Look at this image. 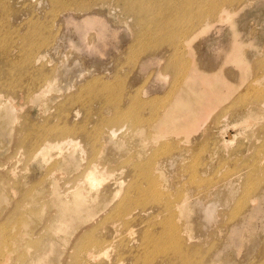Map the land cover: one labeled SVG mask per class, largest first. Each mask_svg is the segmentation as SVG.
I'll list each match as a JSON object with an SVG mask.
<instances>
[{
  "label": "rangeland",
  "instance_id": "rangeland-1",
  "mask_svg": "<svg viewBox=\"0 0 264 264\" xmlns=\"http://www.w3.org/2000/svg\"><path fill=\"white\" fill-rule=\"evenodd\" d=\"M70 1L62 0L51 6L47 0H2L5 9L10 11L6 15L0 12V68L11 61L10 65L17 66V71L9 76L12 67L6 66L4 76H0V82L10 86L0 89V264H180L182 262L174 257L169 247L158 249L156 235L159 228L166 229L162 221L172 211L169 205L177 197L184 195L183 198H187L195 192V200L188 199L182 214L171 218L178 227L185 224L188 234L197 241V261L264 264V199L257 202L261 212L252 219L248 216L250 200L260 198L264 191V150L260 148L264 140L258 128L261 122L264 123V115L247 119L243 126L232 127L231 124L233 120L239 121L249 106L264 100V0H238L226 5L230 17H206L204 13L203 19L198 20L190 14L180 16L166 9L168 3L179 0H132L135 1V13L124 7V1L131 0H101L98 5H94L93 0ZM198 1L204 10L210 7V0ZM31 11L37 14L34 17V20L37 18L34 37H37L26 42L19 36L32 31L29 22L25 21L30 20ZM9 13H16L17 18ZM181 41L184 46L167 61L171 44ZM156 43H162L160 48ZM5 47L8 53L2 55ZM18 50L22 53L16 56ZM169 62L174 65L166 68ZM41 69L49 70L54 78L49 89L41 87ZM184 74L196 76L195 89L206 92L198 91L201 106L195 105V122H191L194 118L190 116L182 121V124L195 123L190 137L192 148L185 144L183 134L168 140H150L148 145L141 146L138 137L134 136L137 129L135 126L130 128L127 119L110 122L119 113L118 107L129 111V105L136 97L142 100L154 98L152 105L140 112L145 117L149 116L150 108L167 105L174 98V94L170 95L174 82L181 80L180 86L188 84V79L182 82L180 78ZM200 76L212 80L210 88L199 85ZM11 81L13 84H7ZM185 89L187 85L183 92ZM73 95H77L76 101L65 106ZM52 97L50 103L46 102ZM43 101L46 104L41 103ZM207 109H212L211 114ZM84 118L87 123L82 122ZM26 124L30 129L54 134L82 124L92 134L87 138L90 140L77 135L71 139L73 144L60 142V148L46 149L39 154L38 144H27L32 136ZM110 127L115 130V137L104 144L103 133ZM151 129H145L144 133ZM229 134L235 135L230 143ZM90 144L94 145L95 152H89ZM58 151L67 156L78 155L75 169L94 163L96 156H99L100 166L108 168L95 188L102 192L99 198L103 196L99 219L109 212L114 218L120 206L126 211L122 215L127 222L140 215V220L133 222L129 229L122 226L123 234L115 250L92 254L88 259L85 252L71 242L72 239L66 241L64 234L57 230L58 216L52 205L48 173L56 174L57 182L62 184L68 171L54 169L52 161H45ZM137 154L140 163L153 156L165 171L166 178L160 189L165 194L163 209L168 212L164 216H153L151 221L146 220L148 213L142 214L138 209L146 196L143 184L130 193L117 191L111 184V180L118 178H125L128 183L131 166L128 163H134L129 160L137 158ZM43 158L46 159L43 161ZM137 160L134 161L137 163ZM3 173L8 181L4 180ZM236 176L238 181L235 182ZM113 195L116 196L111 200ZM149 210L151 214L153 209ZM184 233L181 228L178 237L184 238ZM100 234L101 230L92 233L99 239L104 235ZM123 237H126L125 242ZM127 237L133 238L134 243L127 245ZM122 242L131 252L125 248L119 251ZM178 247L181 244L172 249ZM39 258L41 262L37 263Z\"/></svg>",
  "mask_w": 264,
  "mask_h": 264
},
{
  "label": "bare ground",
  "instance_id": "bare-ground-1",
  "mask_svg": "<svg viewBox=\"0 0 264 264\" xmlns=\"http://www.w3.org/2000/svg\"><path fill=\"white\" fill-rule=\"evenodd\" d=\"M48 3L53 6L56 5L58 2L60 3V1L62 0H47ZM72 1V0H71ZM70 1V2H71ZM88 1V0H87ZM136 1V0H135ZM134 1V2H135ZM141 1V0H140ZM202 1V0H201ZM236 1L238 0H221L220 2H218L217 0H210L211 3L210 7H208L207 10H204L200 5H199V1L198 0H179L178 3L176 2H171L172 4L168 3L167 5V10H170L172 13H178L180 14V16H183L184 14H190L193 18H195L196 20H198L199 18L201 19L204 15V13L207 14L206 17H219V18H227L229 16V12L226 10V5H232L234 4ZM257 1V0H256ZM69 2V1H68ZM81 2V1H79ZM79 2L78 5L79 6ZM94 3V5H98V3H101V0H93L92 1ZM132 0L130 2L128 1H124V7L128 12L131 13H135V3ZM165 2V1H164ZM168 2V1H167ZM63 3V2H62ZM61 3V4H62ZM65 3V2H64ZM73 3V2H72ZM70 3V4H72ZM77 3V1H76ZM76 3H73L76 4ZM147 3V2H146ZM81 4V3H80ZM202 4V3H201ZM207 4V3H206ZM67 5V4H66ZM85 5V4H84ZM83 5V6H84ZM104 5V4H103ZM245 5V4H244ZM64 6V4H63ZM70 6V5H69ZM88 6V5H87ZM68 7V6H67ZM85 7V6H84ZM93 7V6H92ZM91 7V8H92ZM233 7V6H232ZM6 7L2 4V0H0V12H3L4 15L8 14V12L10 11L9 9H5ZM59 8V7H58ZM63 8V7H61ZM81 8V7H80ZM79 8V9H80ZM90 8V7H89ZM53 8L51 7L50 10H52ZM69 9V8H68ZM87 9V7H86ZM192 9V10H191ZM57 10V9H56ZM72 10V9H70ZM191 10V11H190ZM14 11V10H13ZM61 11V10H60ZM46 12V11H45ZM57 12V11H56ZM73 12V11H71ZM36 13V12H35ZM55 14V13H54ZM57 14V13H56ZM166 14V13H165ZM205 14V15H206ZM9 15H13L16 16L15 18H17V14L15 13H9ZM37 15V14H36ZM34 15V13L31 11L29 14L30 20H26V23L29 22V29L31 28L32 31L25 33L23 36H19L21 37L20 40L22 41H33L35 36V33H37V25H36V20H34V17L36 16ZM45 15V14H44ZM3 16V15H2ZM1 16V17H2ZM136 16L138 18H141L138 13H136ZM179 16V17H180ZM188 16V15H187ZM5 17V16H4ZM44 17V16H43ZM56 17V16H54ZM72 17V16H71ZM136 17V18H137ZM172 17V16H171ZM230 17V16H229ZM3 18V17H2ZM6 18V17H5ZM67 18V17H66ZM10 19V18H9ZM49 19V17H48ZM187 19V18H186ZM203 19V18H202ZM1 20V19H0ZM5 20V19H4ZM39 20V19H38ZM63 20V19H62ZM142 20V19H141ZM169 20V18H168ZM178 20V19H177ZM191 21V20H190ZM194 21V20H193ZM4 22V21H3ZM7 22V21H6ZM17 22V21H16ZM15 22V23H16ZM41 22V21H40ZM47 22V20H46ZM68 22V21H67ZM72 22V21H71ZM70 22V23H71ZM154 22V20L152 21ZM171 22V21H170ZM184 22V21H183ZM198 22V21H196ZM1 23V22H0ZM8 23V22H7ZM24 23V22H22ZM45 23V22H44ZM165 23V21H164ZM181 23V22H180ZM35 24V25H34ZM52 24V23H51ZM193 24H195L193 22ZM15 25V24H14ZM31 25V26H30ZM48 25V24H47ZM69 25V24H68ZM169 25V24H168ZM183 25V24H182ZM42 26V24H41ZM184 26V25H183ZM14 27V26H13ZM166 27V26H165ZM173 27V25H172ZM176 27V26H174ZM178 27V26H177ZM181 27V26H180ZM191 27V26H190ZM40 28V27H38ZM45 28V27H44ZM43 28V29H44ZM51 27H49L50 29ZM179 28V27H178ZM192 28V27H191ZM5 29V28H4ZM52 29V28H51ZM57 29V28H56ZM59 29V28H58ZM57 29V30H58ZM164 29V27H163ZM166 30L168 28H165ZM188 29V28H187ZM9 30V29H8ZM26 30V29H25ZM24 30V31H25ZM174 30V29H173ZM12 31V30H11ZM10 31V32H11ZM39 31V30H38ZM183 31V30H182ZM190 31V30H189ZM5 32V31H4ZM3 32V33H4ZM167 32V31H166ZM180 32V31H179ZM2 33V32H1ZM2 33V34H3ZM164 33V32H163ZM182 33V32H181ZM7 34V33H6ZM9 34V33H8ZM13 34V33H12ZM48 34V33H47ZM55 34V33H53ZM15 35V34H14ZM19 35V34H18ZM176 35V34H175ZM174 35V37H175ZM183 35V34H182ZM5 36V34H4ZM3 36V37H4ZM9 36V35H8ZM11 36V34H10ZM55 36V35H54ZM41 37V36H40ZM172 37V36H171ZM181 37V36H180ZM12 38V37H11ZM10 38V39H11ZM189 38V37H188ZM186 38V39H188ZM9 39V38H8ZM55 39V38H54ZM53 39V40H54ZM167 39V38H166ZM170 39V37H169ZM13 40V39H11ZM17 40V39H16ZM171 40V39H170ZM178 40V39H177ZM189 40V39H188ZM19 41V40H18ZM17 41V42H18ZM139 41V38H138ZM136 41V42H138ZM185 41V40H184ZM8 43V40L5 41ZM20 42V41H19ZM18 42V43H19ZM37 42V41H36ZM46 42V41H45ZM158 42V40H157ZM162 42V41H161ZM189 42V41H188ZM187 42V43H188ZM4 43V42H3ZM40 43V42H39ZM48 43V42H47ZM186 43V44H187ZM44 44V43H43ZM42 44V45H43ZM49 44V43H48ZM159 44L157 47L160 48V44L162 43H156ZM169 44V43H168ZM5 45V44H4ZM7 45V44H6ZM14 45V44H13ZM22 45V44H19ZM36 45V44H35ZM39 45V44H38ZM89 43H87V47L91 49L90 46H88ZM145 45V44H144ZM151 45V44H150ZM2 46V44H1ZM33 46V44H32ZM41 46V45H40ZM146 46V45H145ZM184 46V44H182V41L178 44V43H173L171 44V48L168 49V60L170 61V57L172 56V54L174 52H177V50L181 49ZM86 47V48H87ZM154 46H152L153 48ZM156 47V48H157ZM20 48V46L18 47ZM46 48V47H45ZM135 48V47H134ZM147 49V47H145ZM242 48V47H241ZM11 49V48H10ZM24 49V48H23ZM28 49V48H27ZM143 49V48H142ZM12 50V49H11ZM21 50V49H20ZM20 50H18L19 53H17L16 56H19L20 53H22ZM33 50V49H32ZM40 50V49H38ZM37 50V52H38ZM131 50V49H130ZM135 50V49H134ZM14 51V50H13ZM36 51V50H35ZM54 51V50H53ZM146 51V50H145ZM144 51V52H145ZM2 55H6L7 52V48L5 47L2 50ZM28 52V50H27ZM34 52V51H33ZM44 52V51H43ZM143 52V53H144ZM29 53V52H28ZM134 53V52H133ZM238 53V52H237ZM46 54V53H45ZM232 54V53H231ZM243 54V53H242ZM40 55V54H39ZM175 55V54H174ZM182 55V54H181ZM237 55V54H236ZM132 56V55H131ZM134 56V55H133ZM6 57V56H5ZM164 57V56H162ZM234 57V56H232ZM231 57V58H232ZM9 58V57H8ZM7 58V59H8ZM25 58V56H24ZM23 58V59H24ZM45 58V57H44ZM133 58V57H132ZM243 58V57H242ZM20 59V58H19ZM40 58H38L37 60H39ZM162 59V58H161ZM166 59V58H165ZM18 60V59H15ZM14 60V61H15ZM25 60V59H24ZM23 60V61H24ZM50 60V59H49ZM48 60V61H49ZM149 60V59H148ZM178 60V59H177ZM230 60V59H229ZM244 60V59H243ZM13 61V60H12ZM47 61V62H48ZM132 61V60H131ZM181 61V60H180ZM17 62V61H16ZM15 62V63H16ZM22 62V61H21ZM25 62V61H24ZM23 62V63H24ZM134 62V61H133ZM149 62V61H148ZM11 61L9 63H6L7 67L11 68L8 72V75L11 76V74H13L14 72L17 71V66L16 68L13 67L11 64ZM18 63V62H17ZM125 63V62H124ZM127 63V62H126ZM130 63V62H129ZM135 64V63H134ZM129 65V64H128ZM174 64H171L170 62L167 63L165 65L166 68H170L172 67ZM177 65V64H176ZM179 65V64H178ZM6 66H4V68H0V76L3 75L4 69L7 68ZM180 66V65H179ZM20 67V65H19ZM141 68V67H140ZM178 69V68H177ZM159 70V69H158ZM53 71V70H52ZM175 71V70H174ZM244 71V70H243ZM40 78L39 81H41V87H44L45 89H49L52 86V82L54 80V78L52 76H50L51 72L49 70L44 71V70H40ZM193 75H195L197 73L196 68L194 67L193 69ZM158 74V73H157ZM163 74V73H162ZM52 75V74H51ZM164 75V74H163ZM4 76V75H3ZM50 77V78H49ZM179 77V76H178ZM201 78V84L199 83L200 86H203L204 88H210L211 84H212V80H205L204 76H200ZM177 78V77H176ZM182 79V82L186 81L187 79V83L182 84V86H180L181 84V80L178 82H174V85L172 87V90H170V95L172 96L174 94V98L171 100L170 103H168L167 105H162V106H158L157 107H152L149 109V116L146 117L142 116L140 112H142V110L148 109L150 105H152V101L154 100V98H146L144 100H142L141 98L136 97L135 99H132V103L129 105L130 110L125 112L122 111L121 109L119 110L120 107L117 108V111L119 113H116L114 118L111 119L110 122H117L119 120H123V119H127V121L130 123V128L131 126H135V128L137 130H135L134 136L138 137V142L140 143L141 146H146L149 144L150 140H157V139H163V140H168L169 138H178L179 135L183 134L185 135V144H187L188 146L191 145V134L193 133V128H192V124L187 121L189 124H182V121H186V118L188 116H190L192 119L191 122H195V114L196 111L194 110L195 105L198 106L200 103L199 100V95L201 94L200 92L204 93L205 91L202 90H198L200 92H198L195 89V85L194 82L196 76H187L186 74H184L182 77H180ZM199 78V77H198ZM35 80L38 81V79L34 78ZM18 80V79H17ZM98 81V80H96ZM147 81V80H146ZM190 81V82H189ZM92 83V82H91ZM145 83V82H144ZM206 83H208V85H206ZM7 84H13L12 81L7 83ZM88 84V83H87ZM85 84V85H87ZM95 84V83H94ZM40 85V84H39ZM98 83L95 85L97 86ZM101 85V84H100ZM187 85V89H185L183 92V88L184 86ZM206 85V86H205ZM90 86V85H89ZM103 86V85H102ZM10 88V86H4L3 83L0 82V89L2 88ZM101 87V86H100ZM99 87V88H100ZM226 87V86H225ZM84 88V87H83ZM82 88V89H83ZM97 88V87H96ZM89 89V88H88ZM101 89V88H100ZM176 89V90H175ZM90 90V89H89ZM104 90V89H103ZM106 90V88H105ZM175 90V91H174ZM178 90V91H177ZM84 91V90H83ZM135 91V90H133ZM229 92V91H228ZM80 93V92H79ZM82 93V92H81ZM107 93V92H106ZM206 93V92H205ZM227 92H225L226 94ZM212 94V93H211ZM210 94V95H211ZM224 94V95H225ZM168 95H169V91H168ZM169 95V96H170ZM184 95H187V97H185ZM204 95V94H203ZM221 95V94H220ZM77 96V95H76ZM75 96V97H76ZM108 97V95H106ZM176 96V97H175ZM202 96V95H201ZM215 96V95H214ZM213 96V97H214ZM71 96L70 98H68L67 100V104L65 106H69L70 104H72V102L76 101V98ZM135 97V95H134ZM167 97V96H166ZM223 97V96H222ZM205 98V97H204ZM215 98V97H214ZM213 98V99H214ZM163 99V98H162ZM208 99V98H207ZM219 99V98H218ZM221 99V98H220ZM53 100V97L48 99L46 102H51ZM110 98L107 99V101H109ZM154 102V101H153ZM161 102V101H160ZM205 102V101H204ZM225 101H223L224 103ZM258 102V101H257ZM41 103H44L41 102ZM40 103V105H41ZM159 103V101H158ZM166 103V102H165ZM213 103V102H211ZM46 104V103H44ZM44 104H42V108L44 106ZM157 104V103H156ZM170 104V105H169ZM169 105V106H168ZM204 105L206 106L207 104L204 103ZM46 106V105H45ZM84 106V105H83ZM156 106V105H155ZM168 106V108H167ZM201 106V105H199ZM209 106V105H207ZM41 107V106H40ZM210 108V107H208ZM217 108V107H216ZM215 108V109H216ZM203 110V109H202ZM212 109H207V112H210L211 114ZM215 111V110H213ZM200 112V110H199ZM241 112V111H240ZM77 113V112H76ZM251 115L248 116V115ZM264 115V100L260 101L257 104H253L251 106H249L244 115L240 118L239 121H235L233 120V123L231 122L232 127H237L239 125H244L245 122L247 121V119L250 118H257L259 116H263ZM76 116V114H75ZM254 116V117H253ZM77 117V116H76ZM204 118V117H203ZM202 118V119H203ZM236 118V117H235ZM234 118V119H235ZM238 118V117H237ZM201 119V118H200ZM233 119V118H232ZM191 120V119H190ZM259 120V118L257 119ZM256 120V122H258ZM35 122V121H34ZM33 122V123H34ZM83 123H87V119L84 118ZM199 122V121H198ZM205 123V122H204ZM32 124V123H31ZM230 124V123H229ZM28 129L31 130L30 135L32 136L30 141L27 143L28 145H34V144H38L37 147V151H39V154H43L44 151L46 149H52V148H60V142L66 143V144H73L74 141H72L71 139H73L74 136L80 135L84 140H90L87 139L89 138V136H91L90 134L92 133H88L86 131V129L83 128V125L80 124L77 127L68 129L67 130H58L56 132V134H54V132H42L40 130H34V129H30L29 125L26 124ZM36 125V124H35ZM146 125V126H144ZM228 125H226L227 127ZM195 127V126H193ZM198 127V126H197ZM231 127V128H232ZM40 128V127H39ZM122 127L120 126V129ZM134 128V129H135ZM151 129L148 133H144L145 129ZM261 130V135L263 137L264 140V123H260L259 127ZM41 129V128H40ZM199 130V129H198ZM197 131V130H196ZM104 132V131H103ZM102 135V134H101ZM100 136V135H98ZM133 136V134H132ZM97 137V136H96ZM103 137L106 138V141L104 142V144H107V142L111 141L112 139H114L115 137V130H112L111 127L108 128L107 131H105L103 133ZM50 138L52 140H50ZM94 138V137H93ZM235 139V135H231L229 134V143L233 142ZM94 140V139H93ZM99 140V139H98ZM175 140V139H174ZM178 140V139H177ZM92 141V140H91ZM93 142V141H92ZM98 142V141H97ZM95 143V141H94ZM197 143V142H196ZM91 149H89L90 153H92L95 149L93 144ZM193 145V144H192ZM196 145V144H195ZM105 146V145H104ZM191 147V146H190ZM189 147V148H190ZM194 147V146H193ZM35 148V147H34ZM33 148V149H34ZM187 148V147H186ZM192 148V147H191ZM261 149L264 150V142L262 144V146H260ZM36 151V152H37ZM163 151V150H162ZM95 152V151H94ZM167 154V153H166ZM165 154V155H166ZM98 155V153H97ZM159 155V154H158ZM99 157V156H98ZM98 157L96 156L94 159V163L91 162L90 165L88 166H82L80 170L75 169L76 167V163L78 160V155L75 154H70L67 156V154L63 155L62 152L58 151L55 152L54 155H51L50 158H48L45 162L48 161H52L54 164L52 165V167L54 169H59V168H64L66 169L68 172L66 173L65 177H63L64 181L61 183L57 182V180L59 179L57 177V175L55 176L52 172L48 173V176L51 179V187L49 188L51 194H52V205L56 207L57 210V216H58V227L57 230H59V232L64 234V239L67 241L68 239L71 240L72 239V243L76 244L78 249H81V251L85 252V256L90 259L92 254H99L101 252H105L108 253L109 251H113L116 249L117 247V242L120 240V236H122L123 231H122V226H125L127 229H129L128 227H131V224L137 220H140V215L134 216L131 218L130 222H127L125 219H123V213L126 212L125 209L120 206L119 210H118V215H115V217L113 218V215L111 214V212H109L107 215H104L103 217H100V219L98 218L102 213V205H103V196L102 198H99L100 194L102 193L101 191H95L96 186L101 183L102 177H103V171H106L108 168L104 165L100 166L99 162L97 161ZM153 157V156H152ZM148 158L146 159V161L144 163H140L137 159L140 158V155L137 154V158L132 157V159H130L129 161H132L134 163H128L131 164L130 166V172H128V183L127 180L125 178H118V179H114L111 180V184L117 188L118 190H122L125 191L126 193H130L132 192V190H136L138 189L141 184H143L145 186V198L142 199L143 200V205H140L138 209L140 213L142 214H147L146 216V220L147 221H151L153 219V216L156 215H166L167 214V210L163 209L162 204H164V199L163 197H165L164 193L161 191V183L165 180V171L164 168L159 165V161H154L153 158ZM155 157V156H154ZM46 158H43V161ZM158 159V158H157ZM176 159V158H175ZM137 160L138 162L136 163ZM156 160V159H155ZM167 163V162H166ZM100 166V167H99ZM166 167V166H165ZM167 168V167H166ZM246 168V167H245ZM258 168V167H257ZM244 169V168H243ZM253 169V168H252ZM263 169V168H262ZM255 170V169H254ZM253 172V171H252ZM254 174H256L254 172ZM236 175V174H235ZM4 176V180L8 181V179L6 178L5 174L3 173ZM262 176V175H261ZM54 177V178H52ZM240 177V176H239ZM263 177V176H262ZM196 178V177H195ZM235 182L238 181V177H235ZM261 179V178H260ZM264 179V178H263ZM1 180V179H0ZM129 180H131L129 182ZM4 181V182H5ZM259 181V180H258ZM191 182H194V180H192ZM234 182V183H235ZM263 182V180H262ZM261 183V181H260ZM264 183V182H263ZM191 184V183H190ZM189 184V185H190ZM61 185V187H60ZM259 185V184H258ZM257 185V186H258ZM261 185V184H260ZM191 186V185H190ZM196 186V185H195ZM259 187V186H258ZM263 187V186H262ZM2 188V187H1ZM182 188V187H181ZM197 188V187H196ZM257 188V187H256ZM181 190V189H180ZM185 190V188H184ZM188 191V190H187ZM254 191V189H253ZM256 191V190H255ZM2 192V189H1ZM196 193V192H195ZM190 195L187 196V198H183L184 195L182 196V194L180 196H182L183 200H181L182 198L177 197L175 199V201L169 205V209L172 210L169 215L163 219L162 223L165 226V230H162L161 228H159V233L157 232L156 238H157V242H158V249H167V247H169L171 250H173V254L174 257L177 258L180 262V264H217L215 261H209V262H199L197 261V250H196V240L194 239V237H192L190 234H188L187 229L185 224H183L181 227H178L176 225H174V221L172 220L171 216L173 215H181L182 211H183V207L184 204H186L185 202L188 199L191 200H195L196 195ZM199 193V192H198ZM249 193V192H248ZM1 194V193H0ZM191 194V193H190ZM193 194V193H192ZM251 194V193H250ZM114 196L113 195L111 200H114ZM198 198V197H197ZM252 198V197H251ZM249 199V198H247ZM259 199H264V191L262 192V195L260 196V198H252L250 200V205H251V211L250 214L248 215L251 219L253 218V216L257 213L261 212V207H259V205H257V202H259ZM211 200V199H210ZM247 201V200H246ZM249 203V202H247ZM142 204V203H141ZM182 204V205H181ZM192 204V203H191ZM206 204V203H205ZM237 204V203H236ZM246 204V203H245ZM240 205V204H239ZM243 206V204H241ZM233 206V205H232ZM235 206V205H234ZM233 206V207H234ZM237 206V205H236ZM240 206V207H242ZM247 206V205H246ZM239 208V206H238ZM149 209H153V212L150 214V210ZM182 209V210H181ZM244 209V208H243ZM239 210V209H238ZM195 211V210H194ZM235 211V210H234ZM233 211V213H235ZM240 213V212H239ZM247 214V213H246ZM229 215V214H228ZM175 216V217H176ZM225 216V215H224ZM244 216V215H243ZM246 217V216H244ZM218 218V217H217ZM243 219V217H241ZM258 218V217H257ZM227 219V218H226ZM229 219V218H228ZM231 220V219H230ZM227 221V220H225ZM233 221V220H232ZM242 221V220H241ZM195 222V221H194ZM227 224V223H226ZM240 224V223H239ZM153 225V223H152ZM234 225V223H233ZM62 226V227H61ZM235 226V225H234ZM121 227V228H120ZM229 227V226H228ZM63 228V229H62ZM181 228L183 229L184 233V238L182 237H178L180 236V232H181ZM243 228V227H242ZM229 229V228H228ZM96 230H101V234L103 237L102 238H98L92 235V233ZM195 231V230H194ZM62 234V235H63ZM165 237V240H164ZM177 237V238H176ZM196 238V237H195ZM126 237H123V240L125 242ZM264 239V238H263ZM127 245L133 244L134 240L131 237H127ZM229 240V239H228ZM232 240V239H231ZM242 240V239H241ZM233 241V240H232ZM227 242V241H226ZM71 243V244H72ZM234 243V242H233ZM177 244H181V247H178V249H172V247H176ZM127 245L126 243H120L119 244V251H123L124 248L128 251L131 252L130 250L127 249ZM223 245V244H222ZM227 246V244H226ZM234 246V244H233ZM222 247V246H221ZM73 248V246H72ZM225 248V247H224ZM222 248V249H224ZM227 248V247H226ZM113 249V250H112ZM216 249V248H215ZM220 249V248H219ZM72 249L70 248V251ZM233 250V249H232ZM80 251V253H81ZM219 251V250H218ZM224 251V250H223ZM226 251V250H225ZM231 251V250H230ZM162 252V251H161ZM222 252V251H221ZM76 253V252H73ZM206 253V252H205ZM231 254V252H228ZM132 254V253H129ZM70 255V253H69ZM81 255V254H80ZM171 255V253H170ZM221 255V254H220ZM173 256V255H172ZM65 257V256H64ZM63 257V259H64ZM71 257V256H69ZM79 257V256H78ZM217 258V257H216ZM75 259V258H74ZM79 259V258H78ZM168 259V258H167ZM215 259V258H214ZM68 260V259H67ZM74 261V260H73ZM120 261V260H117ZM143 261V260H142ZM146 261V260H145ZM170 261V260H169ZM174 261V260H172ZM41 262V259L39 258L37 260V263ZM63 261L61 260V263ZM67 262V261H66ZM80 262V261H79ZM82 262V261H81ZM86 262V261H83ZM139 262V261H138ZM144 262V261H143ZM262 262V261H261ZM119 263V262H118ZM121 263V262H120ZM172 263V262H171ZM229 263V262H226ZM260 263V262H259ZM64 264V263H63ZM152 264V263H151ZM261 264V263H260Z\"/></svg>",
  "mask_w": 264,
  "mask_h": 264
}]
</instances>
